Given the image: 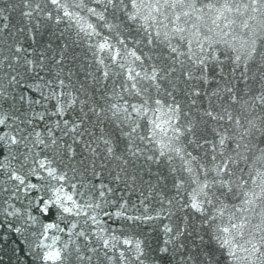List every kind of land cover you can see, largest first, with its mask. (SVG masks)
<instances>
[{"label": "water", "instance_id": "95a60500", "mask_svg": "<svg viewBox=\"0 0 264 264\" xmlns=\"http://www.w3.org/2000/svg\"><path fill=\"white\" fill-rule=\"evenodd\" d=\"M196 2L201 7L246 4L249 0ZM134 12L131 0H124L121 8L113 5L112 0H0V17H5L0 19V149L3 150L0 155V264H141V261L142 264H196L202 255L219 258L215 239L212 245L203 231L208 227L202 218L204 213L190 207L191 192L185 194L182 190L177 196L172 186L173 177L177 184L182 183L181 173L177 171L181 161L164 145L182 146L185 153L190 152L198 159L206 155L210 159L213 152H227L236 157L239 152L241 158L232 167L243 169L238 175L248 181V188L254 187L248 174L253 169L264 172L255 159L264 150V104L257 100L256 106L248 111L239 106L234 111L229 109L244 127L227 119L217 126L214 121H207L203 109L208 107V98L216 86L224 88L229 79L234 90H242L249 103L253 95L261 94L260 86L240 78L243 65L235 67L234 52L231 60L221 55L224 49L221 45L214 52L220 61L214 66L215 71L211 65L205 66L208 82L202 85L203 92L201 87H196L184 95L179 90L185 87L182 83L177 89H168L173 96L166 94L163 85L159 94L152 88H144L133 72L142 77V65L144 71L155 68L159 72L155 64L159 50L148 44L147 39L161 29L151 20H130L128 17ZM203 12L206 15L194 14L201 16L197 23L207 22L211 26L208 16L214 17L216 13L207 8ZM224 15L228 20L222 17L217 23L228 32L226 40L235 43L236 39L252 35L240 27L241 19H248L247 15L240 17L235 11ZM229 20H236L235 33L231 27H225ZM248 23L254 25L256 21L248 19ZM184 27L191 28V22ZM106 38L111 47L101 51L99 44ZM255 39L259 48L264 42V32H257ZM118 40L125 41L124 45ZM66 41L69 44L75 41L74 49H69ZM171 43L178 48L175 55L184 60L183 53L188 49L177 44L175 38ZM61 48L68 51L66 56L58 57L63 64L56 59ZM125 48L135 51L141 60L131 62L134 58L126 57L129 66L121 70L115 67L120 58L111 61L109 56L117 50L123 53ZM193 49L199 51L195 44ZM164 55L168 56L169 50ZM101 60L105 63H100ZM104 72L121 74L107 79ZM246 85H253V91L249 92ZM198 118L195 128L189 127ZM249 119L257 128L253 134L247 124ZM225 125L231 127L225 129ZM208 127L216 128L218 135L213 137L211 131H206ZM65 128L68 130L63 131ZM76 129L79 135H71ZM220 135L225 138L223 146L219 145ZM203 136H207V142L201 140V147L189 143ZM106 141L111 152L106 150ZM86 144L97 150L98 157H108L111 162L106 159V166L101 167L98 159L93 167ZM75 153L85 157L83 163L70 162ZM81 155H77V161ZM41 163L45 168L40 167ZM48 167L57 168L58 173L61 169L66 179H60L59 183L49 181ZM121 167L131 177L127 182L116 178ZM31 170H35L34 174ZM183 175L188 173L185 171ZM18 177L25 179L24 185L19 184ZM256 179L253 175L252 181ZM29 184L36 187L29 188ZM150 185L153 187L148 189ZM146 192L151 203H142ZM154 192L156 200L163 201V208L153 199ZM57 194L62 199L71 197V201L64 199V203L73 210L95 197L94 203L102 205L91 212L96 222L83 214L65 213L54 203ZM104 196L108 198L107 203ZM173 197H176L175 207L169 203ZM242 202V197L228 201L229 207ZM45 206L49 212L42 211ZM153 207L155 211H151ZM145 209L151 211L152 220L143 218ZM49 224L54 227L47 228ZM166 226L173 230L178 226L179 235L166 232ZM81 232L85 235H79ZM126 240L131 243L125 244ZM57 252L59 259H45L48 253ZM77 253L84 259H78ZM121 253L128 259L122 258ZM69 254L71 262L67 259ZM223 264L237 262L228 257Z\"/></svg>", "mask_w": 264, "mask_h": 264}, {"label": "snow or ice", "instance_id": "6c2138e0", "mask_svg": "<svg viewBox=\"0 0 264 264\" xmlns=\"http://www.w3.org/2000/svg\"><path fill=\"white\" fill-rule=\"evenodd\" d=\"M113 5L122 7L124 6V0H112ZM131 8L135 10L128 18L130 20H136L137 18H142L145 21L151 20L154 24L158 25L161 32L156 33L155 36L147 39V43L150 45H155L156 49L159 50V56L155 61L159 72L155 68L149 69V71H144L142 65V72L144 73L141 77L140 74L133 72V75L139 80L144 88H152L157 94L160 93L161 86L167 95H172L169 88L177 89L179 84H183L185 87L179 89L184 95H189L193 89L196 87H201L208 81L205 78V66L211 65L212 71H215V65L220 63L218 59L214 57V52L219 49L221 45H224V49L221 50V55H227L229 60L232 59L231 53H235V61L237 64L235 67L241 68V79H249L253 81V84H259L260 95H253L251 97L252 103H249L248 99L244 98L242 95V90H234L232 87V81L229 79L225 81V87L220 88L219 85L216 86V91H213L211 96L208 98V107L203 109V116L207 118V121H214L217 126L221 125L226 119L232 121L235 124H239L241 127L244 125L235 116L229 113V109H234L239 106L244 111H248L250 108L256 106V101L259 100L264 104V42L261 43L260 47H257V41L255 36L257 32H264V0H249L246 4L239 3H224L219 6L215 4H206L201 7L197 6L196 0H131ZM207 8L216 15L208 16L211 22V26H207V22L204 24L197 23L201 21V16L206 15L203 9ZM235 11L240 17L247 15L248 19L256 21L254 25L248 23V19H241L240 27L247 29L251 36L247 39H236L235 43L230 42L225 39L228 32L220 29V25L217 23L222 17L228 20V17L224 15L225 12ZM200 12L201 16H195L194 14ZM159 17V19L157 18ZM258 17L261 19L258 20ZM5 17H0L3 19ZM167 21V23H165ZM191 22L192 27L186 28L184 25ZM169 25H171V30H169ZM236 20H229L225 27H231L233 33H235ZM205 27L207 30L205 31ZM216 29H220L219 33ZM118 39V37H115ZM175 38L176 43L181 47L188 49V52L183 53L185 56L184 60H180L175 54L178 52L176 45L171 43V40ZM105 42L99 44V49L101 51L110 48L107 38L104 39ZM118 42L123 46L125 41L118 40ZM75 41L69 44L67 41L65 45L69 49H74ZM193 44L199 49L195 51L193 49ZM163 45V47H161ZM91 50L95 53V46H92ZM169 50V55L165 56L164 51ZM68 51L61 48L60 52L57 54L56 59L61 55L66 56ZM117 57L120 58L119 63L115 65L116 68L121 70L128 65L125 58L133 57L136 62L141 60V56H138L135 51L129 52L127 48L124 49L123 53L117 50L114 54L109 56V60L117 61ZM60 64H63L59 60ZM250 62V63H249ZM100 63H105L101 60ZM178 65V67H177ZM99 71V70H97ZM121 73L116 72L110 74L109 72H104V77L107 79H112L113 75L119 76ZM251 74V75H249ZM59 75V74H58ZM99 77V75H95ZM187 77V79H185ZM223 79V78H222ZM144 81H147L145 83ZM153 81H158V83L153 84ZM249 92L253 91V85H246ZM143 91V88L141 89ZM199 95V93L197 94ZM203 99V97H201ZM195 102V101H194ZM182 111V105L180 106ZM119 111V110H117ZM215 113V115H214ZM199 122L194 121L189 127L195 128V124ZM247 124L250 126V134H253L257 130L255 123L252 120H247ZM231 125H225L224 128L227 129ZM65 128L63 131H67ZM2 131V129H0ZM206 131H211L213 137L218 135L216 128L208 127ZM71 135H79V129H76ZM51 136V132L48 133ZM243 138V137H241ZM204 140L207 142V136L196 137L195 140L189 141V143L195 145V147H201L200 141ZM56 142L53 141V144ZM106 150L111 152L110 148ZM225 144V138L219 136V145L223 146ZM88 148L90 154V163L95 167L97 160H100L101 167H105L104 161L107 159L110 163L111 160L108 157H98L97 150ZM170 152L176 154L181 161V167L177 171L181 173L179 175L181 184L176 183V177H173V188H175L177 196L183 190L185 194L191 192V209L196 212L204 213L203 221H207L208 227L203 229L205 234L208 235L209 243L212 244L213 238L216 241L214 246L218 250L219 258L212 255H202L197 259L196 264H220V258L222 257V264L228 257H231L233 261L237 264H264V172L257 171L253 169L252 172L248 174L249 180L254 187L248 188V181H245L243 175H238V173H243V169L232 167L236 163L238 158H241V154L238 152L236 157L228 155L227 152H221L219 154L213 152L210 159L207 157H201L198 159L197 156H193L190 152L185 153L182 146L175 144H165ZM238 147H248V145H238ZM251 150V149H249ZM183 153V154H182ZM0 155H3V150L0 149ZM64 157H67V152L63 153ZM77 155L81 153L73 154L69 160L70 162L83 163L85 157L81 155V159L77 161ZM185 156L190 157V159H185ZM253 157H255V152H253ZM260 168H264V150H261V155L255 157ZM116 160H120V157H116ZM219 160L220 163H216ZM206 161V162H205ZM195 164V167H193ZM40 167L45 168V164L41 163ZM49 168V167H48ZM76 171V169H72ZM34 174L35 170H31ZM171 171V169H170ZM188 175H183L184 172ZM123 173V177L121 174ZM201 173H203L201 175ZM253 175L257 178L254 182L252 181ZM116 178H123L127 182L129 177L125 168L121 167L120 172L116 173ZM20 185L25 184V179L22 177L17 178ZM60 179H66V173H63L57 168L50 167L48 180H56L59 183ZM135 183L134 179H131ZM187 185V188L184 186ZM29 188H35L36 185L29 184ZM49 187H55L49 184ZM150 185L148 189L152 188ZM247 188L245 191L244 189ZM258 189V191H257ZM59 192V189H57ZM96 195H100L97 193ZM238 197L243 198L242 204L239 206L233 204L229 207V199H235ZM104 198V203H107L106 196ZM165 198H167V193L165 192ZM71 201V197H65ZM64 199L61 198L59 194L55 196L54 203L59 205L65 213H74L75 215L83 214L84 217L90 218L96 222V217L91 215V212H95L97 208H102L101 204H95L93 198L92 201H86L79 204L73 210V207L66 206ZM153 199L156 200V193H153ZM176 197L169 200V203L176 206ZM156 202L163 208V201L156 200ZM75 204V202H72ZM142 203H151L148 201L147 192L144 195ZM185 203H188L186 200ZM119 207V205H117ZM84 209H88L85 212ZM207 209V210H206ZM206 210V211H205ZM215 210V215L213 211ZM43 212H49L47 206L42 209ZM126 209H122V212ZM151 211H155L153 207ZM151 211L145 209L142 213L143 218L147 220H152ZM107 215V213H105ZM117 215H122V213H117ZM127 219H140V217H127ZM87 223V219L85 220ZM47 228L54 227V225L49 224ZM19 231V229H18ZM166 232H172L174 235H179V227L175 230L172 228L165 227ZM79 235L84 236L85 233L81 232ZM203 242V239H202ZM125 244L131 243L126 240ZM213 245V244H212ZM105 247H107V241H105ZM137 250H139V243L136 245ZM95 252V249H92ZM225 253L227 255H225ZM243 253V254H242ZM122 258L128 259L124 253L120 254ZM60 258V254L57 252L55 254L48 253L45 259ZM78 259H84L80 257L77 253ZM137 256V260H139ZM69 262H71L72 256L69 254L67 257ZM91 259V257H87ZM142 264V261H141Z\"/></svg>", "mask_w": 264, "mask_h": 264}]
</instances>
